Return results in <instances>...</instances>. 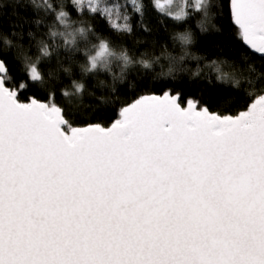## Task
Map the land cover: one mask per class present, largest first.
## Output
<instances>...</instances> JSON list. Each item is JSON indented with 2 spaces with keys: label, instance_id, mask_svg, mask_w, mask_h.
I'll use <instances>...</instances> for the list:
<instances>
[{
  "label": "snow or ice",
  "instance_id": "6c2138e0",
  "mask_svg": "<svg viewBox=\"0 0 264 264\" xmlns=\"http://www.w3.org/2000/svg\"><path fill=\"white\" fill-rule=\"evenodd\" d=\"M67 2L120 35L133 34L134 20L149 31L150 11L177 23L190 15L173 0L172 7ZM35 6L55 21L37 41V55L0 34V264H264V71L213 62L217 79L250 100L234 114L169 89L121 107L108 127H79L57 92L73 98L85 85L62 83L61 72L73 74L59 62L60 48L68 59L83 49L82 73L117 64L114 81L133 64L151 69L153 62L134 60L73 20L64 0ZM215 7L213 0L187 4L203 14L202 31ZM230 7L240 38L264 58V0H230ZM175 39L182 53L168 56L161 77L185 71L186 58L199 59L188 50L191 32Z\"/></svg>",
  "mask_w": 264,
  "mask_h": 264
},
{
  "label": "trees",
  "instance_id": "16d2710c",
  "mask_svg": "<svg viewBox=\"0 0 264 264\" xmlns=\"http://www.w3.org/2000/svg\"><path fill=\"white\" fill-rule=\"evenodd\" d=\"M185 10L190 12L187 20L176 21L150 11L146 17L149 31L141 29L139 21L134 20L135 31L131 35H120L109 29L100 17L80 15L64 0L66 10L75 21L90 24L98 35L110 39L117 50L122 46L134 60L146 59L153 62L151 69L140 64H133L124 71L122 80L113 79L121 75L120 67L113 64L112 71L101 70L96 73H82L81 65L85 61L83 49L72 55L71 59L63 48L58 50L59 62L64 68H70L72 77L61 72V81L67 86L70 79H76L85 85L84 91L73 98H63L57 92V102L70 113V119L76 126L83 127L87 123H100L110 126L118 118L119 109L132 103L140 96L163 95L169 89L179 91L185 97L199 100L211 111L229 109L233 114L243 110L247 96H241L242 90H233V86L217 79L214 61H228L237 65L238 72H245L247 64H252L258 71H264V59L250 52L240 38L239 30L231 19L230 0H213L215 9L210 10V22H205L206 30L200 28L204 21L202 13L188 9L187 4L198 0H180ZM43 0H3L0 6V34L11 40L13 44L22 45L28 55H37V41L44 38L50 25L54 24V16L35 5ZM56 3L58 0H50ZM178 0H174L173 4ZM172 7V6H171ZM79 26V25H77ZM62 30V28L60 29ZM191 32L194 42L188 50L199 59H185L183 72L172 77H161V71H167L168 56L182 53V45L175 37L182 32ZM31 33V35H29ZM95 42V41H94ZM83 42H81L82 46ZM158 58V59H157ZM57 59L50 66L57 67ZM163 66V67H162ZM225 71L233 69L225 68ZM243 87L247 84L242 81ZM115 87V91L113 90ZM38 98L43 99V96ZM95 116V119H93Z\"/></svg>",
  "mask_w": 264,
  "mask_h": 264
},
{
  "label": "rangeland",
  "instance_id": "374dc122",
  "mask_svg": "<svg viewBox=\"0 0 264 264\" xmlns=\"http://www.w3.org/2000/svg\"><path fill=\"white\" fill-rule=\"evenodd\" d=\"M173 2H174V0H173ZM178 2L181 3L180 0H178ZM160 3H161L162 5H164L165 7H171V6H172V4H169V3H168V0H160Z\"/></svg>",
  "mask_w": 264,
  "mask_h": 264
},
{
  "label": "water",
  "instance_id": "95a60500",
  "mask_svg": "<svg viewBox=\"0 0 264 264\" xmlns=\"http://www.w3.org/2000/svg\"><path fill=\"white\" fill-rule=\"evenodd\" d=\"M231 8V7H230ZM233 22V21H232ZM233 25H235L234 23H233ZM235 27L238 29V26H236L235 25ZM243 44H244V46H246L247 47V49L250 51V52H252L253 54H255L251 49H250V47L243 41ZM255 55H257L258 57H260L261 59H264V58H262L260 55H258V54H255ZM160 95V94H159ZM159 95H157V96H159Z\"/></svg>",
  "mask_w": 264,
  "mask_h": 264
}]
</instances>
